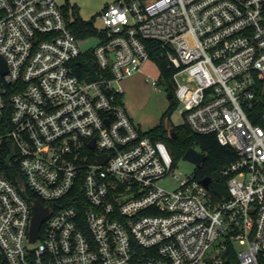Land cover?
<instances>
[{"label":"built area","instance_id":"2783aa9c","mask_svg":"<svg viewBox=\"0 0 264 264\" xmlns=\"http://www.w3.org/2000/svg\"><path fill=\"white\" fill-rule=\"evenodd\" d=\"M65 9L0 0V264H262L264 0H112L86 50ZM143 39L174 69L183 122L237 154L219 200L122 106ZM89 51L92 79L76 72ZM34 201L49 213L31 241Z\"/></svg>","mask_w":264,"mask_h":264},{"label":"trees","instance_id":"16d2710c","mask_svg":"<svg viewBox=\"0 0 264 264\" xmlns=\"http://www.w3.org/2000/svg\"><path fill=\"white\" fill-rule=\"evenodd\" d=\"M66 9L71 12L72 20L69 23V28L78 38L84 39L90 35H96L97 30L91 22H86L76 15V8L66 3ZM144 46L149 51V56L152 61L157 65L159 75L158 82L164 87L166 92L171 93L169 105L163 115H168L177 101L174 97L172 85L170 83V76L174 69L168 67L166 60L162 56V51L159 47V43L153 39H143ZM79 65L76 68L78 75H86L87 72L90 75L89 78H93V74L96 68L92 52L84 53L79 58ZM76 65V63H75ZM122 97V95H120ZM254 122L260 123V121L252 118ZM169 132H173V137L169 135ZM144 134L148 135L152 140L161 141L168 149L172 162L176 158L182 157L184 151L192 146L196 150L204 154V159L198 167L194 168L193 177L196 180H200L204 177H210L211 182L209 184V191L213 200H219L227 195L226 192V178L219 174V170L231 162L237 159V154L231 146L221 145L215 137L214 133H197L192 131L185 122L178 125H172L168 130L162 123V121L149 129ZM5 174L11 177L8 168H4ZM260 263L264 264V259H259Z\"/></svg>","mask_w":264,"mask_h":264},{"label":"rangeland","instance_id":"374dc122","mask_svg":"<svg viewBox=\"0 0 264 264\" xmlns=\"http://www.w3.org/2000/svg\"><path fill=\"white\" fill-rule=\"evenodd\" d=\"M60 4L68 3L76 8V15L80 19L91 22L97 32L101 30L102 22L99 13L102 8L112 2V0H58ZM67 7V6H66ZM68 17L73 15L65 9ZM99 42V37L90 35L80 41V48L86 50L95 46ZM159 75L157 65L148 58L141 66L140 70L129 74L119 80L118 85L122 91L121 103L130 118L133 125L141 132H146L161 121L167 130L172 125H178L183 122L182 116L178 113L180 105L170 110L168 115H163L168 108L169 100L165 98V91L161 88L156 89L151 85V80L157 79ZM182 75L178 76L182 81ZM194 164L181 157L173 162L172 171L180 173V177H189L193 174ZM169 181H171L169 183ZM159 185L171 189L176 183L171 177L160 179Z\"/></svg>","mask_w":264,"mask_h":264},{"label":"water","instance_id":"95a60500","mask_svg":"<svg viewBox=\"0 0 264 264\" xmlns=\"http://www.w3.org/2000/svg\"><path fill=\"white\" fill-rule=\"evenodd\" d=\"M170 97H171V93L167 92L165 95V98L168 100V99H170ZM169 135L172 137L174 136L173 132H169ZM181 158L184 160H188V161L192 162L195 167H198L204 159V154L202 152L196 150L192 146H189L184 151ZM100 161H101V159H100ZM210 182H211L210 177H204V178L199 180V183L205 187H208ZM32 209H33V216L31 219L30 232H29V236H30L31 241L35 240V238L37 237V231H38L39 225H40L41 221L49 213L47 208L42 207L40 205V203L37 201L33 202Z\"/></svg>","mask_w":264,"mask_h":264}]
</instances>
